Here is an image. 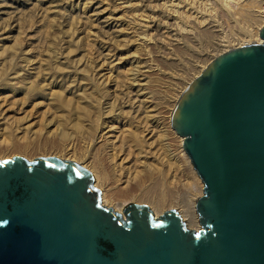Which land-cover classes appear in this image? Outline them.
Here are the masks:
<instances>
[{
    "label": "rangeland",
    "instance_id": "1",
    "mask_svg": "<svg viewBox=\"0 0 264 264\" xmlns=\"http://www.w3.org/2000/svg\"><path fill=\"white\" fill-rule=\"evenodd\" d=\"M263 11L264 0H0V153L64 159L71 141L74 162L106 179L100 192L133 190L124 205L149 207L139 195L161 197L175 176L198 198L171 110L215 56L259 40Z\"/></svg>",
    "mask_w": 264,
    "mask_h": 264
},
{
    "label": "water",
    "instance_id": "2",
    "mask_svg": "<svg viewBox=\"0 0 264 264\" xmlns=\"http://www.w3.org/2000/svg\"><path fill=\"white\" fill-rule=\"evenodd\" d=\"M258 37L215 56L171 110L203 184L198 230L145 204L121 217L74 161L14 155L0 159V264H264V11Z\"/></svg>",
    "mask_w": 264,
    "mask_h": 264
},
{
    "label": "bare ground",
    "instance_id": "3",
    "mask_svg": "<svg viewBox=\"0 0 264 264\" xmlns=\"http://www.w3.org/2000/svg\"><path fill=\"white\" fill-rule=\"evenodd\" d=\"M253 2V1H252ZM252 5V4H251ZM241 6V5H240ZM243 6V5H242ZM239 11V10H238ZM256 34V33H255ZM259 39V38H258ZM254 42H260V39ZM142 105V104H141ZM101 126V125H100ZM110 127V126H109ZM103 128L101 127L100 130H102ZM149 129V128H148ZM90 129L86 130L85 132L89 131ZM91 131V130H90ZM107 130L103 131L106 132ZM101 134V133H100ZM99 135V134H98ZM63 136V135H62ZM88 136H90V139H94L93 138V134H91V132L88 133ZM100 136V135H99ZM92 137V138H91ZM104 137V136H102ZM99 138V137H98ZM97 138V139H98ZM96 139V138H95ZM102 139V138H101ZM182 141V138H181ZM76 142V141H75ZM74 143H72L71 141L68 142V144H66L64 150L62 152H64V159L61 158L63 156H59L61 159L63 160H71L74 161L72 159V155L74 154ZM89 145V144H88ZM76 148V147H75ZM20 149V148H19ZM14 150V149H13ZM24 149H22L23 151ZM113 150V149H112ZM26 151V149H25ZM12 152V151H9ZM6 153V152H5ZM4 153V154H5ZM61 153V152H60ZM76 153V152H75ZM7 154V153H6ZM12 154V153H11ZM112 155V153H111ZM9 156V155H8ZM113 156V155H112ZM58 157V156H57ZM90 158V157H88ZM88 158H86L85 160H87ZM0 159H5L4 155L0 153ZM119 160V159H118ZM89 161V160H88ZM92 161V159H91ZM117 161V160H116ZM76 162V161H75ZM78 163H81L80 161ZM89 163V162H88ZM119 164V163H118ZM189 164V163H188ZM79 165V164H78ZM116 165V164H115ZM81 166V164H80ZM118 166V165H117ZM84 169H86L84 166H81ZM125 167V166H124ZM189 168H191V166H189ZM178 169V168H177ZM87 170V169H86ZM129 169H127L128 171ZM90 171V170H89ZM92 171V172H91ZM91 174L93 176V181H92V185L94 182V187L95 188H99V186H106L107 182L105 183V178H103V175L101 174V172H99L96 169L91 170ZM119 171V170H118ZM122 171V170H121ZM124 173V172H123ZM174 173H176V170L174 171ZM104 174V173H103ZM125 174V173H124ZM172 176V175H171ZM175 176V175H174ZM176 177V176H175ZM175 177H172L170 180H167L164 182H161V185L164 184L165 186V191H163L164 193H162L161 197H156L155 199L150 198L148 196V191H143V193L141 195H139V201H144L145 203L147 202L149 205V209L153 212V218H157L158 215H161L163 213V211L165 210H169V209H174L178 215L180 216L181 220L184 222V226L186 229H194V230H198L199 226H198V221H197V215L195 213V209H194V205H195V201L197 200V196H194V193L191 192V190L189 188L187 189H178L177 187V181L175 180ZM126 178V177H125ZM177 178V177H176ZM105 179V180H103ZM125 180V179H124ZM159 182V181H158ZM104 183L106 185H104ZM130 186V185H129ZM163 186V185H162ZM107 187V186H106ZM110 187V186H108ZM132 188V187H131ZM101 189V188H100ZM129 189V188H128ZM126 191V194L124 195V199H122L121 201L119 200H115V195H112V193L114 192H108L105 188H103V191L100 192V205H103L105 207H111L112 210L118 212L121 217L123 216V212H122V208L124 206V203L127 199H133L134 195L131 193V190ZM198 189V188H197ZM201 189V188H199ZM198 189V190H199ZM201 192V190H200ZM197 193V192H196ZM135 194V193H134ZM153 194V193H152ZM200 194V193H198ZM197 195V194H196ZM138 197V195H137ZM152 197V196H151ZM135 199V198H134ZM125 200V201H124ZM134 201V200H133ZM136 201V200H135Z\"/></svg>",
    "mask_w": 264,
    "mask_h": 264
},
{
    "label": "built area",
    "instance_id": "4",
    "mask_svg": "<svg viewBox=\"0 0 264 264\" xmlns=\"http://www.w3.org/2000/svg\"><path fill=\"white\" fill-rule=\"evenodd\" d=\"M246 44V43H245Z\"/></svg>",
    "mask_w": 264,
    "mask_h": 264
},
{
    "label": "flooded vegetation",
    "instance_id": "5",
    "mask_svg": "<svg viewBox=\"0 0 264 264\" xmlns=\"http://www.w3.org/2000/svg\"><path fill=\"white\" fill-rule=\"evenodd\" d=\"M123 217V216H122Z\"/></svg>",
    "mask_w": 264,
    "mask_h": 264
}]
</instances>
